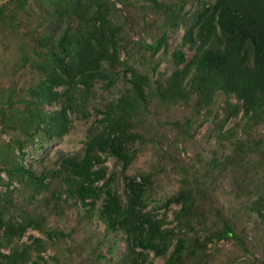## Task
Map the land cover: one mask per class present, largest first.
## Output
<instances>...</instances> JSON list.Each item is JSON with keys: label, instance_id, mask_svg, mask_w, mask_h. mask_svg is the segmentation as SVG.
I'll return each mask as SVG.
<instances>
[{"label": "trees", "instance_id": "16d2710c", "mask_svg": "<svg viewBox=\"0 0 264 264\" xmlns=\"http://www.w3.org/2000/svg\"><path fill=\"white\" fill-rule=\"evenodd\" d=\"M39 1L52 7L55 24L58 18H65L68 25L55 37L47 35L50 31L43 33L42 38L49 41L48 60L38 66L44 77L32 88L34 98L28 102L22 122L29 138L41 131L46 132L47 139L60 138L78 113L80 118H88L86 102L94 86L101 81L109 88L118 78L116 70L127 83L115 102L103 108L92 106L96 121L88 129L82 153L62 154L52 166H41L38 172L21 162L1 159L0 264L47 263L45 241L40 236L28 234L27 240H22L28 229L51 240L66 235L60 229L43 228L25 211L10 213L11 209L20 208L17 200L22 193L33 200L43 192L41 201L45 203H48L46 192L59 200L63 195L74 207L80 204L86 211L96 212L107 230L125 235L129 264H151L146 259L148 251L163 257L165 264H179L190 262L196 253L203 254L213 240L233 239L242 244L241 233L235 230L232 221L222 220L215 227L194 219L202 214L197 212L200 209L195 206L194 190L187 186L164 203L179 206L174 213L178 232L164 228L165 219L146 209L151 175H125L121 193L117 186L113 187L116 166L107 171L103 162L112 156L122 164L124 172L133 157L135 142L144 139L132 128L141 126L138 116L151 104L167 108L179 102L189 104L186 106L189 111L181 121L183 127H177L186 134L194 124L193 115L205 109L210 112L220 98L222 104L216 115L222 117L213 130L220 140L233 138L234 146L239 141L235 140V130L232 131L234 124L247 132L264 121V0H142L165 14L166 28L151 41L142 39V45L139 40L133 41L130 34L122 33L123 7L136 4L137 0ZM186 13L191 17L186 18ZM72 23L74 29L69 27ZM180 24L184 27L180 41L169 50L167 30L175 31ZM132 45L147 50L148 58L163 48L169 54L170 74L156 72L158 61L151 66L152 75L156 72L154 76H150V69L127 66L121 54L128 59ZM187 52L191 54L187 56ZM61 100V109L51 115L45 114L41 107L36 111L30 108L34 104H58ZM237 117L240 120L234 119ZM232 121L233 127L226 128ZM173 124L177 126V122ZM14 146L22 151L24 143L16 140ZM233 160L212 159L208 167L222 172L226 164L237 163ZM56 180L58 190L52 187ZM206 193L200 194L211 196L210 191ZM258 199L252 203L251 211L264 220V193Z\"/></svg>", "mask_w": 264, "mask_h": 264}, {"label": "rangeland", "instance_id": "374dc122", "mask_svg": "<svg viewBox=\"0 0 264 264\" xmlns=\"http://www.w3.org/2000/svg\"><path fill=\"white\" fill-rule=\"evenodd\" d=\"M137 1L139 2L134 5L123 7L125 18L122 33L130 34L133 41L139 40V45H142V39L151 41L166 29L165 14L147 2ZM39 2L0 0V162L5 158L13 163L21 162L24 167H31L37 172L41 166H52L54 160L62 154L82 153L88 129L96 121L92 106L103 108L107 103L115 102L127 83L119 70H116L118 78L113 80L109 88L106 89L101 81L94 86L89 101L86 102L88 118H80L78 113L60 138L47 139L45 131L39 132L33 139L29 138L22 122L25 108H28V102L34 98L32 88L44 77L38 66L44 65L48 60L46 54L49 41L42 38L43 33L50 31L47 35L55 37L61 28L68 25L65 18H58L55 24L56 16L52 7L41 2L38 5ZM187 8L188 6L184 10ZM190 17L186 13V18ZM37 19L43 22L39 24ZM74 26L75 23H72L69 27L74 29ZM182 26L180 24L175 31L168 28L169 50L179 43L184 30ZM139 45L131 46L128 59L125 54H121V58L127 60V66L131 65L139 70L150 69V76H154L156 72L170 74L169 54L163 52V48L153 58H148V51L143 48L142 51L139 50L142 47ZM190 54L191 52H187V56ZM157 61L160 63L159 67L152 75L151 66ZM220 100L217 99V105L210 112L205 109L200 110L198 115L194 114V124L186 134L181 132L182 128H178L183 127L181 121L189 111L186 107L189 104L179 102L168 105V108L164 105H149V109L143 110L138 116L141 126L132 128L144 139L140 143L135 142L133 157L129 159L124 172L122 164L112 156H107L103 165L107 171L116 166L113 187L117 186L121 193L125 175H151L146 209L165 219L164 228H173L174 232H178L174 213L179 206L164 203L187 186L194 190L195 206L198 205L200 210L197 212L202 214L194 219H201L205 224L215 227H219L222 220L227 219L241 233L242 244L233 239L213 240L203 254L196 253L190 262L182 261L179 264H264V220L251 211L252 203L264 193V121L247 132L241 131V127L234 124L232 131L235 130V140H239L236 141V146L231 142L233 138L230 141L220 140L213 130L222 117L220 115L218 118L216 115L222 104ZM61 106L62 100L58 104H34L30 108L36 111L41 107L45 114L51 115L61 109ZM234 119L240 120L239 117ZM173 122H177V126ZM232 125L233 121L226 128L233 127ZM16 140L24 143L22 151L14 146ZM38 146L43 148L39 150ZM225 157L230 160L233 158L237 163L226 164L222 172L208 167L212 159L222 161ZM1 176L5 178L3 172ZM57 182L58 180L52 187L55 186L58 190ZM206 191L211 192L212 199L200 194L206 195ZM43 195L42 192L30 200L26 197L27 194L22 193L17 200L20 208L11 209L10 213L17 215L19 211H25L36 218L43 228L60 229L66 234L51 240L43 233L38 234L36 230L28 229L22 237V240H27V235L32 234L45 241L46 264H129L125 235L120 231L107 230L96 212L93 214L86 211L87 208L83 209L80 204L74 207L73 202H66L63 195L59 200L46 192L48 203L41 201ZM99 206L100 203H97V208ZM50 240L53 242L50 243ZM148 252L146 259L151 264H165L163 257Z\"/></svg>", "mask_w": 264, "mask_h": 264}]
</instances>
